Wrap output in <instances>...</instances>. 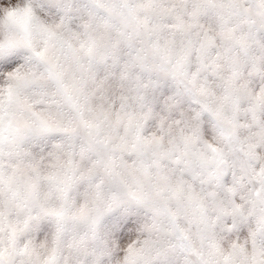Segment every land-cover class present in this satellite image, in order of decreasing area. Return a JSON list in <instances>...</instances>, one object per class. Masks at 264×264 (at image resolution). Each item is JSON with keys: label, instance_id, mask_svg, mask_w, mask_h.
I'll list each match as a JSON object with an SVG mask.
<instances>
[{"label": "clouds", "instance_id": "clouds-1", "mask_svg": "<svg viewBox=\"0 0 264 264\" xmlns=\"http://www.w3.org/2000/svg\"><path fill=\"white\" fill-rule=\"evenodd\" d=\"M0 264H264V0H0Z\"/></svg>", "mask_w": 264, "mask_h": 264}]
</instances>
